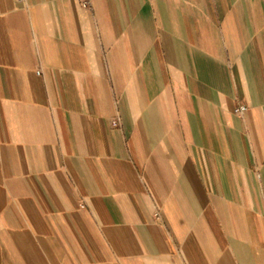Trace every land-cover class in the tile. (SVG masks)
<instances>
[{
  "label": "crops",
  "instance_id": "0c3cea01",
  "mask_svg": "<svg viewBox=\"0 0 264 264\" xmlns=\"http://www.w3.org/2000/svg\"><path fill=\"white\" fill-rule=\"evenodd\" d=\"M91 2L0 0V264H264V0Z\"/></svg>",
  "mask_w": 264,
  "mask_h": 264
},
{
  "label": "built area",
  "instance_id": "2783aa9c",
  "mask_svg": "<svg viewBox=\"0 0 264 264\" xmlns=\"http://www.w3.org/2000/svg\"><path fill=\"white\" fill-rule=\"evenodd\" d=\"M80 2H81V6L83 8L89 9V10L92 9V2H91V0H80ZM246 110H247V108L245 106H240V107H238L236 109V114L237 115H243ZM112 124H113V126L115 128L119 127V120H117V119L114 120Z\"/></svg>",
  "mask_w": 264,
  "mask_h": 264
}]
</instances>
